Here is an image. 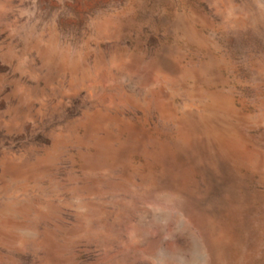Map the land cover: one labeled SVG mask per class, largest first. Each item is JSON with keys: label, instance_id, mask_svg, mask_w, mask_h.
I'll list each match as a JSON object with an SVG mask.
<instances>
[{"label": "rangeland", "instance_id": "1", "mask_svg": "<svg viewBox=\"0 0 264 264\" xmlns=\"http://www.w3.org/2000/svg\"><path fill=\"white\" fill-rule=\"evenodd\" d=\"M0 264H264V0H0Z\"/></svg>", "mask_w": 264, "mask_h": 264}]
</instances>
